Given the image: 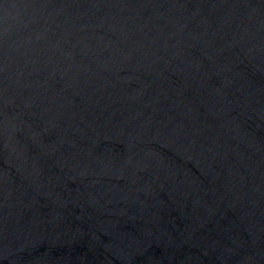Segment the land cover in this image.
Listing matches in <instances>:
<instances>
[{
	"label": "water",
	"instance_id": "obj_1",
	"mask_svg": "<svg viewBox=\"0 0 264 264\" xmlns=\"http://www.w3.org/2000/svg\"><path fill=\"white\" fill-rule=\"evenodd\" d=\"M0 264H264V0H0Z\"/></svg>",
	"mask_w": 264,
	"mask_h": 264
}]
</instances>
